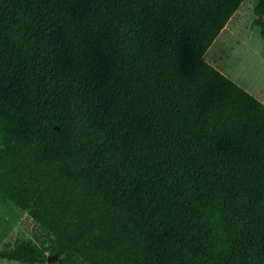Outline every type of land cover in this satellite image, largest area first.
<instances>
[{
    "label": "trees",
    "instance_id": "16d2710c",
    "mask_svg": "<svg viewBox=\"0 0 264 264\" xmlns=\"http://www.w3.org/2000/svg\"><path fill=\"white\" fill-rule=\"evenodd\" d=\"M243 1L0 0V200L38 230L0 258L264 264V102L205 58Z\"/></svg>",
    "mask_w": 264,
    "mask_h": 264
},
{
    "label": "rangeland",
    "instance_id": "374dc122",
    "mask_svg": "<svg viewBox=\"0 0 264 264\" xmlns=\"http://www.w3.org/2000/svg\"><path fill=\"white\" fill-rule=\"evenodd\" d=\"M257 1L244 0L241 3L211 44L210 52L218 49L228 33L237 31L228 40L229 47H233L227 62L230 72L245 80L254 81V79H258L256 86L258 84L264 86V26L253 24V20L258 17L254 13V6ZM37 231L35 222L25 210L0 200V247L6 243H13L17 237L34 238ZM50 261L43 264H51ZM0 264L31 263L0 258Z\"/></svg>",
    "mask_w": 264,
    "mask_h": 264
},
{
    "label": "crops",
    "instance_id": "0c3cea01",
    "mask_svg": "<svg viewBox=\"0 0 264 264\" xmlns=\"http://www.w3.org/2000/svg\"><path fill=\"white\" fill-rule=\"evenodd\" d=\"M236 32L237 31L234 30L233 32L228 33V35L224 39L225 43H224V41H222L217 50H212V52H210V50L212 48V45H210V47L207 49V51L205 53V58L208 62H210L216 68L221 70L226 75L228 74V76L230 78H232L235 82H237L239 85L244 87L246 90H248L249 92L254 94L257 98H259L261 101L264 102V86L261 84H258L256 86V81L258 79H254V81L242 79L238 76H235V74H233L232 72H230V67H228L227 62L229 61V54L231 52V49H233V47H229L228 40L233 35H235Z\"/></svg>",
    "mask_w": 264,
    "mask_h": 264
},
{
    "label": "water",
    "instance_id": "95a60500",
    "mask_svg": "<svg viewBox=\"0 0 264 264\" xmlns=\"http://www.w3.org/2000/svg\"><path fill=\"white\" fill-rule=\"evenodd\" d=\"M57 257L56 254L52 255V256H48V261L52 260V259H55Z\"/></svg>",
    "mask_w": 264,
    "mask_h": 264
}]
</instances>
